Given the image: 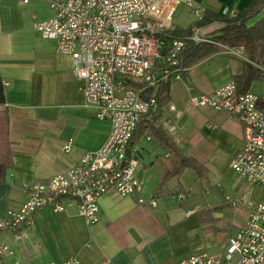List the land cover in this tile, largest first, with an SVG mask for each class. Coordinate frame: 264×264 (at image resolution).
<instances>
[{"label": "crops", "instance_id": "1", "mask_svg": "<svg viewBox=\"0 0 264 264\" xmlns=\"http://www.w3.org/2000/svg\"><path fill=\"white\" fill-rule=\"evenodd\" d=\"M194 4L230 15L245 8L249 0H194ZM53 14L49 0L27 4L0 0V84L13 160L0 182V220L25 201V185L45 183L68 171L86 152L97 151L110 132V123L97 119L86 105L72 74V58L57 53L55 40L33 29L34 20H49ZM263 16L264 9L258 18ZM194 21L186 4H180L172 16L173 28H188ZM220 27L212 24L201 32ZM237 59L224 48L188 68L183 81L172 79L170 101L159 113L158 126L185 156L203 165L204 177L187 169L163 184L162 160L167 154L153 140L142 139L139 194L103 195L94 224L85 222L74 202L65 201L61 212L38 211L23 240L15 241L10 231H0V245L13 251L12 256H1L0 264H61L69 257L77 258L78 264H179L200 253L221 256L247 221L244 204L256 201L249 197L250 184L230 167L242 148L243 130L227 113L191 107L187 101L191 95L212 92L232 81L242 71L244 60ZM253 87L264 92V81L253 82ZM165 124L174 125L173 134L164 129ZM69 141L72 148L65 152L63 144ZM180 192L186 197H172ZM139 195L144 204L138 201ZM227 198H242L243 204L232 206Z\"/></svg>", "mask_w": 264, "mask_h": 264}, {"label": "built area", "instance_id": "2", "mask_svg": "<svg viewBox=\"0 0 264 264\" xmlns=\"http://www.w3.org/2000/svg\"><path fill=\"white\" fill-rule=\"evenodd\" d=\"M28 1L18 0L21 4ZM180 4L189 7L195 20L202 17L204 9L195 6L194 0H49L53 17L34 20L33 29L43 38L55 40L57 53L72 58V74L80 83L86 105L97 119L110 123V132L97 151L86 152L68 171L45 183L25 185V201L7 211L0 220V231H10L15 241H21L38 211H64L65 201L74 202L85 222L94 224L99 220L98 202L103 195L126 197L141 192L143 180L137 168L142 147L132 143V138L138 122L157 110L154 98H143V92L161 79L180 80L187 70L182 65L184 41L169 38L174 29L172 16ZM189 39L194 45L210 42L197 27ZM225 50L247 60L242 48ZM129 80L146 85L132 87ZM187 105L223 111L240 123L242 148L230 167L243 182L264 185V97L253 92L239 94L229 81L212 92L191 95ZM163 127L171 134L175 131L174 125ZM144 140L151 139L145 136ZM71 148L72 142L63 144L65 152ZM186 195L180 192L172 197ZM138 201L145 203L141 196ZM227 201L232 206L243 204L242 198ZM150 202L155 205L153 199ZM244 206L247 221L229 239L221 256L200 253L179 264H264V203L250 200ZM12 255L8 246L0 245V257ZM61 264H78V260L69 257Z\"/></svg>", "mask_w": 264, "mask_h": 264}, {"label": "trees", "instance_id": "3", "mask_svg": "<svg viewBox=\"0 0 264 264\" xmlns=\"http://www.w3.org/2000/svg\"><path fill=\"white\" fill-rule=\"evenodd\" d=\"M263 9L264 0H249V4L238 10L234 16L219 15L204 10L202 17L195 20L190 27H175L170 32L169 38L184 41L182 65L188 69L224 48H242L247 60L243 61L241 73L233 76L232 81L239 94L249 92L253 82L264 81V16L258 18ZM212 24H221V27L211 33L203 34L210 42H200L194 45L189 39L192 29L194 27L205 28ZM171 80L172 77L161 79L155 86L144 90L143 98L153 97L157 110L150 118L145 116L138 122L132 138V143H138L148 136L167 154V157L162 160L164 164L163 184L187 169H192L198 178L206 175L203 165L194 158L185 156L157 124L161 109L170 101ZM129 81V85L136 88L146 85L140 80ZM8 132L9 116L5 107L4 89L0 84V182H4L6 173L13 164Z\"/></svg>", "mask_w": 264, "mask_h": 264}, {"label": "rangeland", "instance_id": "4", "mask_svg": "<svg viewBox=\"0 0 264 264\" xmlns=\"http://www.w3.org/2000/svg\"><path fill=\"white\" fill-rule=\"evenodd\" d=\"M231 57L235 58L236 60L238 57L234 56V55H230ZM227 58V57H225ZM230 60V59H228ZM240 61V60H239ZM180 81H183L184 76H180ZM252 92L259 94V96L264 97V92H259L257 91V88L253 87L251 89ZM261 93V94H260ZM248 192H249V197L256 199V202H263L264 203V185L261 186H253V185H248Z\"/></svg>", "mask_w": 264, "mask_h": 264}]
</instances>
